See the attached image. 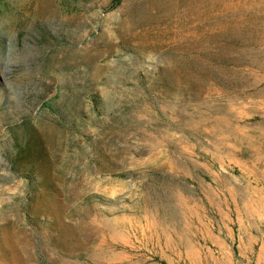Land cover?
Returning a JSON list of instances; mask_svg holds the SVG:
<instances>
[{
  "label": "rangeland",
  "instance_id": "rangeland-1",
  "mask_svg": "<svg viewBox=\"0 0 264 264\" xmlns=\"http://www.w3.org/2000/svg\"><path fill=\"white\" fill-rule=\"evenodd\" d=\"M0 264H264V0H0Z\"/></svg>",
  "mask_w": 264,
  "mask_h": 264
}]
</instances>
